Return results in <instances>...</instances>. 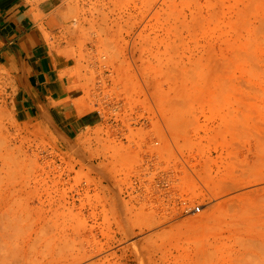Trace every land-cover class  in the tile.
Wrapping results in <instances>:
<instances>
[{
  "label": "rangeland",
  "instance_id": "rangeland-1",
  "mask_svg": "<svg viewBox=\"0 0 264 264\" xmlns=\"http://www.w3.org/2000/svg\"><path fill=\"white\" fill-rule=\"evenodd\" d=\"M51 23L54 102L96 120L67 136L0 70V264L92 225L105 264H264V0H63Z\"/></svg>",
  "mask_w": 264,
  "mask_h": 264
},
{
  "label": "crops",
  "instance_id": "crops-1",
  "mask_svg": "<svg viewBox=\"0 0 264 264\" xmlns=\"http://www.w3.org/2000/svg\"><path fill=\"white\" fill-rule=\"evenodd\" d=\"M62 1L0 0V70L17 81L16 94L24 109H36L45 116L56 114L66 135L71 136L96 118L78 113L72 102H54L70 94L60 75L63 67L58 69L57 53L46 36L47 31L55 30L51 19Z\"/></svg>",
  "mask_w": 264,
  "mask_h": 264
},
{
  "label": "bare ground",
  "instance_id": "bare-ground-1",
  "mask_svg": "<svg viewBox=\"0 0 264 264\" xmlns=\"http://www.w3.org/2000/svg\"><path fill=\"white\" fill-rule=\"evenodd\" d=\"M63 195L67 194L64 192ZM72 202L73 204L71 210L73 211L74 208H76V205L74 204V200ZM52 205L53 202L51 201V206ZM76 214H81V211L76 212ZM66 230L68 232L60 234V238L63 240L74 236L75 238L73 240L76 241V243L67 248L56 245L52 246V248L49 249L50 251L47 253L48 256L45 264H79L88 259H92V257L97 253V248L95 247V235L93 234V225L91 227L85 226L84 228L74 226ZM85 264H105V261L101 262L100 259H92Z\"/></svg>",
  "mask_w": 264,
  "mask_h": 264
},
{
  "label": "built area",
  "instance_id": "built-area-1",
  "mask_svg": "<svg viewBox=\"0 0 264 264\" xmlns=\"http://www.w3.org/2000/svg\"><path fill=\"white\" fill-rule=\"evenodd\" d=\"M201 208H200V205H197L196 206V211H199Z\"/></svg>",
  "mask_w": 264,
  "mask_h": 264
}]
</instances>
